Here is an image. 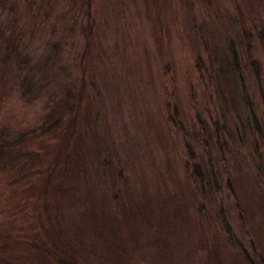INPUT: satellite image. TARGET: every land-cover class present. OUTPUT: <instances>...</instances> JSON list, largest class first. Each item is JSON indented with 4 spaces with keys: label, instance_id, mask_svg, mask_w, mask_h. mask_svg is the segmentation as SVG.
Masks as SVG:
<instances>
[{
    "label": "rangeland",
    "instance_id": "rangeland-1",
    "mask_svg": "<svg viewBox=\"0 0 264 264\" xmlns=\"http://www.w3.org/2000/svg\"><path fill=\"white\" fill-rule=\"evenodd\" d=\"M35 1H0V264H264V0Z\"/></svg>",
    "mask_w": 264,
    "mask_h": 264
},
{
    "label": "trees",
    "instance_id": "trees-1",
    "mask_svg": "<svg viewBox=\"0 0 264 264\" xmlns=\"http://www.w3.org/2000/svg\"><path fill=\"white\" fill-rule=\"evenodd\" d=\"M57 1L58 0H36L34 5L36 6V9H39L41 7H45V8L47 7L49 10H51V8H53L55 6ZM0 4H2V3L0 2ZM37 14H38V11H37ZM2 35H3V33H0L1 38H2ZM8 36H10V37H7L6 39H8V41H10V42L6 46V49L2 50V54H1V59H2L1 61L3 63L2 68H5L3 77L5 75L9 74V71L11 70V67H9L10 64L13 62V59H14V63H16L17 57H18L17 44H13L14 42H12V35L8 34ZM61 44H62V41L59 40L55 44L53 43V48L54 49L56 48V50H58L61 47ZM55 54L53 55V58L56 60L57 58H59V56L57 53H55ZM3 59H4V61H7L8 63H10L9 66H7V67L4 66ZM38 67L39 66H34L33 68L35 70H37V69H39ZM12 68H14V66ZM16 68L19 70L20 73L24 70V69H21L20 66H16ZM25 70H26V74H28L27 69H25ZM49 70H50V68H49ZM38 82H44V79L40 76L38 78L37 82H35V83H38ZM37 86L38 85H35V87H37ZM32 87H33V85H32ZM35 87L33 88L34 92L33 93L31 92V94L27 97L26 104H28L29 100H31L36 95L38 88L36 89ZM67 96H68V94H67ZM67 96L62 97L59 94L53 93L52 97L49 98V100L45 104L46 112L42 116L40 124L37 127H35L34 129L28 131L27 135L28 136H41L43 134H47V133L53 134V133L61 131L64 127V124L66 125V121H67L68 117H70V115H72L74 112L73 111L74 108L72 109V104L68 105L69 100H68ZM1 99H2V96H0V105L2 104ZM1 148L2 147H0V151H1ZM189 155H191V154H189ZM192 174L198 180L199 183L202 182L201 172H200V169L197 165L192 166Z\"/></svg>",
    "mask_w": 264,
    "mask_h": 264
}]
</instances>
